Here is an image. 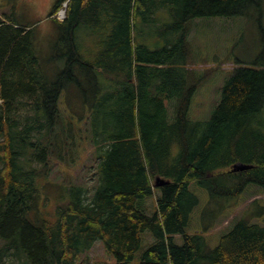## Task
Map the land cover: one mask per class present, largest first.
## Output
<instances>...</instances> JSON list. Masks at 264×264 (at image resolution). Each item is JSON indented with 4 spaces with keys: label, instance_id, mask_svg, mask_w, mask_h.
Listing matches in <instances>:
<instances>
[{
    "label": "trees",
    "instance_id": "obj_1",
    "mask_svg": "<svg viewBox=\"0 0 264 264\" xmlns=\"http://www.w3.org/2000/svg\"><path fill=\"white\" fill-rule=\"evenodd\" d=\"M256 8L264 0H68L46 59L32 24L0 17V264H94L96 242L127 264L144 232L153 240L139 264H264V224L240 221L213 249L204 231H186L199 203L191 183L231 210L249 184L264 189L263 26L252 67H234L210 118L188 117L220 69H197L192 22ZM155 20L152 50L135 34ZM87 151L88 181L52 182L54 161L68 169Z\"/></svg>",
    "mask_w": 264,
    "mask_h": 264
},
{
    "label": "rangeland",
    "instance_id": "obj_2",
    "mask_svg": "<svg viewBox=\"0 0 264 264\" xmlns=\"http://www.w3.org/2000/svg\"><path fill=\"white\" fill-rule=\"evenodd\" d=\"M55 0H0V16L13 15L15 20L22 24L35 26V42H40L41 38L46 39V46L35 43L41 51L44 59L48 58L51 45L54 43L56 29L49 21H43L49 13ZM253 10L252 16L245 18H208L198 19L192 22L191 44L196 51L201 64L198 70L212 66H220L217 74L203 84L192 98L188 117L192 121L208 120L218 105L221 98L222 88L227 79L232 74L236 65L252 67V61L259 52L257 43L259 36V26L264 27V11ZM41 21V22H40ZM139 23V20L136 21ZM150 22L146 37H143V22L139 24L142 29H138L135 34L137 44L145 41L150 49H154V41H161L160 28L163 27L155 20ZM150 32V33H149ZM81 38V36H79ZM83 37V35H82ZM192 67V68H196ZM55 162V161H54ZM50 179L52 182H61L63 178L72 177L74 180L88 181L90 169L89 151L85 152L81 159L71 168L54 163ZM89 167V168H88ZM155 182V180H154ZM189 191L198 197L199 203L191 213L189 224L186 228L188 234L204 231L206 243L210 249L215 248L220 238L233 229L234 225L240 221L249 224H264V189L260 186L249 184L247 189L234 201L235 209L231 210L228 201H219L210 198L208 191L197 183L189 185ZM48 199L42 204L45 212L51 209L54 201V190H45ZM228 203V204H227ZM148 214L154 211V199H148ZM142 237V247L136 252L133 260L127 264H139L141 255L152 237L148 232H144ZM177 243H181V238L176 237ZM94 264H114L112 255L105 253L99 242L87 254ZM85 256H82L84 259Z\"/></svg>",
    "mask_w": 264,
    "mask_h": 264
},
{
    "label": "water",
    "instance_id": "obj_3",
    "mask_svg": "<svg viewBox=\"0 0 264 264\" xmlns=\"http://www.w3.org/2000/svg\"><path fill=\"white\" fill-rule=\"evenodd\" d=\"M250 166L241 164V163H236L232 166L231 171L232 172H241L243 170H247L250 169ZM166 183V181H163L159 178L155 179L154 185L155 187H159V186H163Z\"/></svg>",
    "mask_w": 264,
    "mask_h": 264
},
{
    "label": "bare ground",
    "instance_id": "obj_4",
    "mask_svg": "<svg viewBox=\"0 0 264 264\" xmlns=\"http://www.w3.org/2000/svg\"><path fill=\"white\" fill-rule=\"evenodd\" d=\"M66 2H68V0L66 1ZM65 3V2H64ZM245 165V164H244ZM162 180V179H161ZM164 181V180H163Z\"/></svg>",
    "mask_w": 264,
    "mask_h": 264
}]
</instances>
